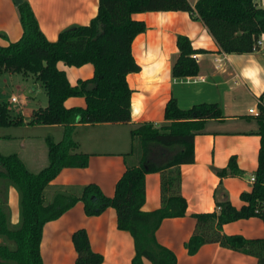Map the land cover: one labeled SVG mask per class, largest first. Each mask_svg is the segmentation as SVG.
<instances>
[{"label": "trees", "instance_id": "trees-1", "mask_svg": "<svg viewBox=\"0 0 264 264\" xmlns=\"http://www.w3.org/2000/svg\"><path fill=\"white\" fill-rule=\"evenodd\" d=\"M21 26L20 36L0 44V73L18 72L37 81L46 94V104L32 109L30 122L61 123V137L54 141L45 136L46 163L29 170L15 152H0V264H44L39 253L42 225L56 218L74 202L81 201L86 215L100 213L106 206L115 211L116 226L126 230L132 242L129 264H174L173 252L154 237L162 217L184 213L185 203L179 193L180 163L191 162L192 137L206 118H219L216 102H198L177 106L169 96L162 106V121H141L128 131V149L122 153L123 170L114 183L112 195H105L93 182L81 186L59 185L47 196L50 180L65 166L83 167L88 155L78 151L71 132L74 122H126L129 118L127 72L136 71L129 44L144 29L141 19L130 13L147 10H184L201 22L222 52L264 51L255 41L264 37V8L253 0H97L96 13L85 24H74L47 39L38 26L27 0L15 4ZM176 53L169 64L171 76L195 74L197 65L189 39L174 34ZM78 66L89 62L92 75L70 84L57 61ZM80 95L83 106L63 105V99ZM9 102L0 101V125L21 122L19 114L9 112ZM254 119L258 146L252 181L247 191H240L241 203L234 207L228 201L216 202L218 209L190 213L193 227L183 241L188 254L204 242L252 255L255 264H264V234L245 237L239 233H222V223L249 216L258 217L264 225V86L255 101ZM154 151L156 158L150 157ZM158 173V205L150 210L139 208L143 200V174ZM217 175L238 170L233 156L225 166L214 169ZM17 192L18 218L9 220L6 186ZM70 239L75 250L73 264H99L102 255L91 249L83 227L74 229Z\"/></svg>", "mask_w": 264, "mask_h": 264}, {"label": "crops", "instance_id": "crops-1", "mask_svg": "<svg viewBox=\"0 0 264 264\" xmlns=\"http://www.w3.org/2000/svg\"><path fill=\"white\" fill-rule=\"evenodd\" d=\"M27 1L40 30L49 40L55 39L58 31L67 26L87 23L97 7V0ZM193 1L187 0L189 4ZM253 1L264 8V0ZM130 17L141 19L144 29L136 33L129 44L131 56L138 65L136 71L125 74L130 90L129 118L126 122H74L71 136L77 143L76 149L87 153V164L62 167L50 180L47 196L55 186H81L88 182L97 184L105 195H112L114 183L123 170L122 153L128 148L131 127L146 120L161 122L162 106L169 96L174 97L179 107L216 102L221 116L203 121L192 137V161L178 165L184 213L162 217L154 229V237L173 252L174 264H255L252 255L217 242H204L188 254L183 241L193 227L190 213L211 211L216 202L225 200L238 207L241 203L238 193L250 188L248 177L255 167L258 135L254 115L247 108H255L257 95L264 86V51L260 48L248 52L218 50L201 22L184 10H147L132 12ZM175 33L185 34L195 49L191 53L197 65L195 74H169V64L176 53ZM20 34L21 26L13 0H0V44L16 40ZM56 66L65 72L70 84L92 75L89 62L75 66L59 60ZM21 80L24 84L21 88L27 95L34 93L35 85L41 86L31 77ZM63 105L83 106L84 99L80 95H70L63 99ZM20 112L15 110L11 114ZM28 114L23 113L20 123L9 124L19 127L20 131L0 132V152H15L29 170L35 171L46 163L45 136L58 140L63 124L32 123ZM97 127L101 128L91 132ZM230 155L238 172L217 175L214 169L225 166ZM150 157H157L153 150ZM158 199V173L145 172L143 200L139 208L144 211L155 208ZM6 202L9 220L15 223L18 200L11 185L6 186ZM78 227L85 229L91 249L102 255L99 264H129L133 252L131 237L126 230L116 226L114 208L106 206L98 214L86 215L79 200L56 218L43 223L39 253L44 264H73L75 250L70 234ZM220 231L259 237L264 234V225L258 217L249 216L222 223ZM142 263L149 264L144 258Z\"/></svg>", "mask_w": 264, "mask_h": 264}, {"label": "rangeland", "instance_id": "rangeland-1", "mask_svg": "<svg viewBox=\"0 0 264 264\" xmlns=\"http://www.w3.org/2000/svg\"><path fill=\"white\" fill-rule=\"evenodd\" d=\"M23 78V77H22ZM21 74L18 72L6 74L0 73V101L10 99L11 96L16 98L15 101H8L9 102V112L10 114L13 113L15 110L18 112L21 110L19 116L23 115V113H28L31 115L32 109L38 106H44L46 104V94L44 88L42 86H34L35 90L32 95H27L25 90H22V86L24 85L22 82ZM19 85V87L17 86ZM21 106V107H19ZM22 120V119H21ZM101 127L92 128L91 132L98 131ZM9 129H18L20 128L17 126H0V132L6 131ZM40 131H36L39 133ZM97 148V147H95ZM128 149V148H127ZM37 166V165H35ZM31 168H38V167H31Z\"/></svg>", "mask_w": 264, "mask_h": 264}, {"label": "built area", "instance_id": "built-area-1", "mask_svg": "<svg viewBox=\"0 0 264 264\" xmlns=\"http://www.w3.org/2000/svg\"><path fill=\"white\" fill-rule=\"evenodd\" d=\"M255 43H256V45H258L259 47L264 46V37H262V36L258 37L257 40L255 41ZM191 56L193 57L192 54H191ZM9 100H10V101H15L16 98H15L14 96H11ZM247 111H248V112H251V113H253V114L256 112V111H255V108H251V107H248V108H247ZM248 179L252 181V175L249 176ZM216 209H218V205H215V206H214V210H216Z\"/></svg>", "mask_w": 264, "mask_h": 264}, {"label": "water", "instance_id": "water-1", "mask_svg": "<svg viewBox=\"0 0 264 264\" xmlns=\"http://www.w3.org/2000/svg\"><path fill=\"white\" fill-rule=\"evenodd\" d=\"M21 0H13L14 4L19 3Z\"/></svg>", "mask_w": 264, "mask_h": 264}]
</instances>
